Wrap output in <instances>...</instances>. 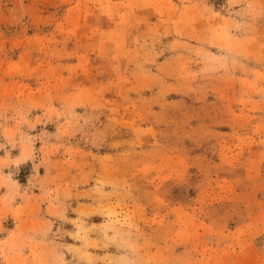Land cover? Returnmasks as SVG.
<instances>
[{
    "label": "rangeland",
    "instance_id": "374dc122",
    "mask_svg": "<svg viewBox=\"0 0 264 264\" xmlns=\"http://www.w3.org/2000/svg\"><path fill=\"white\" fill-rule=\"evenodd\" d=\"M0 264H264V0H0Z\"/></svg>",
    "mask_w": 264,
    "mask_h": 264
}]
</instances>
